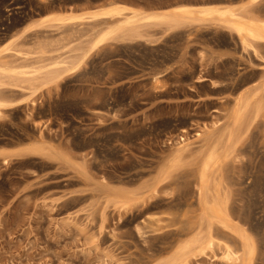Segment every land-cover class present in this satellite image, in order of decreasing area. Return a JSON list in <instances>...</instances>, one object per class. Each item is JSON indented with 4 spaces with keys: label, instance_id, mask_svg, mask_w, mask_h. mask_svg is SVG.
<instances>
[{
    "label": "rangeland",
    "instance_id": "obj_1",
    "mask_svg": "<svg viewBox=\"0 0 264 264\" xmlns=\"http://www.w3.org/2000/svg\"><path fill=\"white\" fill-rule=\"evenodd\" d=\"M242 1L0 0V46L52 11ZM250 9L264 17V0ZM42 28L56 37L25 31L14 48H44L54 58L99 25ZM142 39L156 46L117 37L33 95L30 86L0 87L6 97L24 99L0 116V264H162L195 235L207 238L197 195L201 157L185 154L173 163L171 149L181 136L197 148L195 133L227 125L238 96L257 91L263 107L238 126L240 141L212 182L228 197L232 221L254 240L252 264H264V59L213 23ZM34 56L10 51L6 58L30 64ZM212 230L214 247L189 264H238L225 259L223 243L239 249L240 240L219 223Z\"/></svg>",
    "mask_w": 264,
    "mask_h": 264
},
{
    "label": "bare ground",
    "instance_id": "obj_2",
    "mask_svg": "<svg viewBox=\"0 0 264 264\" xmlns=\"http://www.w3.org/2000/svg\"><path fill=\"white\" fill-rule=\"evenodd\" d=\"M260 1L262 0H244L240 3H181L151 9L115 2L83 12L55 11L45 14L28 21L21 32L0 46V87L10 85L27 88L30 86V89H33L31 94L33 95L43 87H48L64 76L76 72L97 48L117 37L124 40L146 37L144 31L146 32L147 28L175 32L192 25L213 23L235 34L243 51L251 52L264 59L261 51L264 47V17H260L250 9ZM85 20L99 25V29L91 33L81 45L70 47L69 51L54 58L43 55V51L46 52L44 48L34 47L33 49L36 48L34 51H21L13 46L25 31L46 25L62 28ZM10 51H15L18 55L35 54L34 61L30 64L11 62L6 58ZM21 57L26 58L27 56ZM205 79L198 78L199 81ZM257 94L258 91L253 94L245 92L238 96L239 98L229 113L227 125L209 128L204 131V134L200 131L195 133L200 137L197 148L192 142L187 141L190 137L181 136L176 141V146L171 149L173 163L185 154H198L201 157L197 195L202 207V221H208L209 230L207 238H203L200 233V235H195L180 245L175 254L162 264H189L191 257L213 248L215 245V238L212 234L213 223H219L229 229L241 242L239 249L227 242L223 243L225 259L238 264H252L256 250L254 240L245 228L230 218L228 197L222 194L218 182L213 184L212 173L221 158L227 157L240 141L242 134H239L238 126L247 118L248 113L253 112L258 115L262 109L263 101L256 98ZM23 101L24 99L6 97L0 90V116L4 113V109L16 107ZM186 132L188 131L185 128L181 130V133ZM166 177L158 179L149 188L151 193L148 198H153L158 194V187Z\"/></svg>",
    "mask_w": 264,
    "mask_h": 264
},
{
    "label": "crops",
    "instance_id": "obj_3",
    "mask_svg": "<svg viewBox=\"0 0 264 264\" xmlns=\"http://www.w3.org/2000/svg\"><path fill=\"white\" fill-rule=\"evenodd\" d=\"M134 6H138V7H143V8H145V9H151V8H149V7H145V6H141V5H134ZM52 12H55V11H52ZM52 12H48V13H46V14H49V13H52ZM43 15H45V14H43ZM55 29H53V28H42V27H39V28H37V29H35V30H30L28 33H32L33 31L35 32V33H41L42 35H44V36H47V38L48 39H53V38H55L56 37V33H54L55 31H54ZM162 30H160V29H158V28H155V29H151V28H147L146 29V35L148 36H152V37H155V36H157L158 35V33H160ZM133 42H144V43H146V44H148V45H150V46H156V44H154V43H149L148 41H146L145 39H142V38H136V39H133ZM132 42V43H133ZM51 45H50V48H51V46L53 45V43H50Z\"/></svg>",
    "mask_w": 264,
    "mask_h": 264
}]
</instances>
